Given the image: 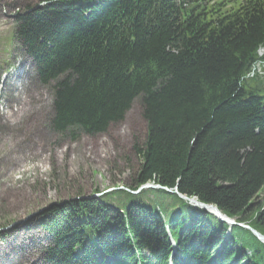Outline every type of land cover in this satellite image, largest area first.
<instances>
[{"label":"trees","instance_id":"trees-1","mask_svg":"<svg viewBox=\"0 0 264 264\" xmlns=\"http://www.w3.org/2000/svg\"><path fill=\"white\" fill-rule=\"evenodd\" d=\"M14 21L53 131L105 133L137 98L147 123L133 185L39 218L48 264H264L252 230L180 196L264 235V0H44Z\"/></svg>","mask_w":264,"mask_h":264},{"label":"rangeland","instance_id":"rangeland-1","mask_svg":"<svg viewBox=\"0 0 264 264\" xmlns=\"http://www.w3.org/2000/svg\"><path fill=\"white\" fill-rule=\"evenodd\" d=\"M43 1L0 0V264H48L39 218L63 200L133 185L141 162L135 146L147 140L140 98L105 133L78 131L73 140L51 129L52 89L37 80L15 38L18 11ZM255 72L264 77V61ZM259 195L264 201V188Z\"/></svg>","mask_w":264,"mask_h":264},{"label":"water","instance_id":"water-1","mask_svg":"<svg viewBox=\"0 0 264 264\" xmlns=\"http://www.w3.org/2000/svg\"><path fill=\"white\" fill-rule=\"evenodd\" d=\"M147 187H154V185H151V184H145L142 186V188H147ZM181 197L185 198V199H188L190 202H194L196 203V205H199L205 209H212L211 211L214 212V214L219 217L221 220L223 219V214L221 213V211L218 209V207L214 204H206V203H203V202H200L198 199L196 198H188L184 195H181ZM196 199V200H194ZM12 226V225H11ZM7 228H10L7 226ZM5 228V229H7ZM254 234L264 243V235H262L261 233H259L258 231L256 230H253Z\"/></svg>","mask_w":264,"mask_h":264},{"label":"bare ground","instance_id":"bare-ground-1","mask_svg":"<svg viewBox=\"0 0 264 264\" xmlns=\"http://www.w3.org/2000/svg\"><path fill=\"white\" fill-rule=\"evenodd\" d=\"M24 70H26V69H24ZM22 72H24V71H22ZM21 74H22V73H21ZM19 75H20V73H19ZM4 90H8V88H7V89H4ZM194 200H196V199H194ZM192 203L196 205L195 201L192 202ZM207 210H208V211H211L212 209H207Z\"/></svg>","mask_w":264,"mask_h":264}]
</instances>
